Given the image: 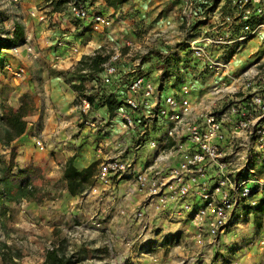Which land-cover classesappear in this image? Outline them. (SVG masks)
Masks as SVG:
<instances>
[{"label":"built area","instance_id":"built-area-1","mask_svg":"<svg viewBox=\"0 0 264 264\" xmlns=\"http://www.w3.org/2000/svg\"><path fill=\"white\" fill-rule=\"evenodd\" d=\"M65 1L69 31L77 37L71 43L69 33L61 31L49 42L54 64L60 59L54 47L78 53L84 34L111 24L104 0ZM29 14L48 18L36 9ZM180 15L184 53L176 63L165 64L164 57L143 62L126 58L120 48L82 57L88 63L97 54L105 59L75 104L81 116L77 125L94 141L91 152L97 163L87 191L98 206L81 228L106 230L109 212L99 206L104 199L117 200L120 180L129 179L131 193L143 197L134 214L142 231L159 234L174 226L184 241L192 242V255L213 256L222 253L237 219L248 209L264 207V0H183ZM21 49L31 59L41 57L29 36L7 51L14 57ZM246 49L248 60L237 67L238 54ZM153 63L158 65L154 79L143 70ZM162 69L169 78H181L177 88L167 91ZM5 70L15 80L27 75L26 65L17 61H7ZM101 125L110 127L108 132L99 130ZM32 139L39 151L46 150L39 134ZM149 206L159 220L151 229ZM258 235L256 247L264 264V225Z\"/></svg>","mask_w":264,"mask_h":264},{"label":"rangeland","instance_id":"rangeland-1","mask_svg":"<svg viewBox=\"0 0 264 264\" xmlns=\"http://www.w3.org/2000/svg\"><path fill=\"white\" fill-rule=\"evenodd\" d=\"M45 1L47 2L46 11L53 9L58 1H63L61 9L66 7L65 0H54L52 1L54 3ZM18 6L14 1L0 0V35L12 32L14 43L19 41L14 37L18 26L23 28L24 33V20L27 16L26 11H22ZM141 12L138 17L141 18L139 23H144L145 13L142 17ZM249 51L246 49L238 54L239 58L235 62L237 67L246 64ZM6 53L5 50L0 56V126L5 108L18 107L21 95L27 96L34 108L32 114L26 117L28 128L25 140L16 138L9 144L0 142V177L9 163L11 149L14 148L17 164L13 169L14 172L25 168L30 161H33L42 165L50 178L48 193L40 202L16 198L10 200L5 197L0 199V246L6 244L11 250L13 259L9 264H42L46 250L51 247H59L61 252L71 259V264H230L229 261L261 264V255L257 250L256 240L264 225V207L248 209L241 218L237 219L222 244V253L218 252L213 256L210 254L200 256L196 253L192 255V242L184 241L179 229L159 233L157 241L152 242L149 247L152 256L147 254L130 256L128 254L126 257L117 253L118 249L124 252L131 243L129 244L128 240L116 235L113 229H110L111 227L107 226L106 230L88 227L82 229V224L89 222L96 208L88 210L85 215L84 211L81 213V210H74L73 207L78 205L80 207L83 202L78 201V204L75 205L71 196L67 197L68 192L64 193L63 191L65 189L64 155H62L64 158L57 157L51 149L52 151H49L51 157L46 158L44 154L37 152L36 147L32 144L33 135L44 129L46 122H49L46 120L51 115L49 109L54 108L48 98L46 101L44 90L46 85L50 86L49 79L56 72L49 71L48 68L51 64L44 62L47 74H41L44 69L34 72V74L29 71L25 78L15 80L9 72L5 71V63L10 58V54ZM4 56L9 58L6 59ZM26 63L30 69V64ZM86 64L84 63L82 66L79 64L66 70L62 69L59 73L60 80L71 89L75 104L84 83H87L91 78ZM79 68H83L82 70L85 72H78ZM49 73L51 75H48ZM44 76L48 79H45ZM46 103H49V107ZM66 198L70 200L67 203L68 208L64 203ZM89 202L90 205L93 204V201ZM117 239L122 240L120 242ZM135 245L140 246L141 249L147 247L146 241L141 244L135 242ZM154 246L155 248L152 249L151 247ZM160 249H162L161 253ZM0 264H4L1 256Z\"/></svg>","mask_w":264,"mask_h":264},{"label":"crops","instance_id":"crops-1","mask_svg":"<svg viewBox=\"0 0 264 264\" xmlns=\"http://www.w3.org/2000/svg\"><path fill=\"white\" fill-rule=\"evenodd\" d=\"M47 1L52 2L54 0ZM15 5H19V9L27 13L24 20L25 27L23 37L29 36L41 57L38 59H31L22 49L19 54L14 57L7 51L8 49H2L0 56L1 54L3 55V52L6 50L7 53L10 54V58L7 56L4 57L6 59L9 58L12 62L17 61V63H24L27 68V75L29 71L34 74V72H39L41 69H44V71L41 72L42 75L47 74L44 62L51 64L48 68L49 71L53 70L56 72L54 76L49 79L50 86L46 85L44 90L46 93V101L48 98L49 103H51L52 107L55 109H49L51 115L46 120L49 122H46L44 129L37 133L46 144V150L39 151L37 147L35 149L37 152L42 153V155L44 154L46 158H49V156L51 157L49 151L52 149L57 157H63L62 155H64V162L69 157H74L80 167L86 166L94 160L93 152L91 151H93L92 148L95 143L94 141L91 143L90 137H86V128L81 129V127H78L77 123H79V119H81V116H79L80 113L75 107L71 89L68 88L66 83L60 80L59 73L62 69H70L79 64L82 66L84 63L89 64L87 60L82 59L84 54H91L92 51L102 49L104 52H110L115 48H120L122 54L126 58L142 60V62L149 58L164 57L163 62L165 64L169 62L176 63L178 57L184 53V50L180 49L182 46L181 42L185 39L182 37L183 34H180L181 28H184V19H182L180 15L183 0H104L106 14L109 15L111 19L110 26L103 31L84 34L81 37L84 42L79 45L78 53H73L70 49H58L59 46L54 47L58 52L60 51V59L56 61L55 64L52 62L53 48L49 47V42L55 39L61 31L69 33V36H66V38L71 43L74 42V37H77V35L69 31V29H71V23L68 20L69 16L67 10H65L66 7L64 9L60 7L58 10H53L51 8L49 11H46L47 2L45 0H16ZM32 9H36L39 16L40 14H45L48 18L41 20L38 16L31 17L29 13ZM140 11H142V17L145 13L143 18L144 23H139L141 20V18H138L140 16ZM50 16L54 17V19L49 18ZM53 20L55 22H53ZM26 62L30 64V69ZM157 67L158 65L156 63H153L152 66H146L145 64L143 70L148 73L149 77L154 79L158 77V73L156 72ZM80 71L85 72V70L82 69L78 70V72ZM48 75L51 74L49 73ZM44 78L48 79L46 76H44ZM160 78L166 79V82L170 85L167 91L177 88L181 80L180 77L177 80L169 78L165 69H162ZM49 103H46L48 107ZM27 128L26 131L18 137L20 140H25ZM109 128L110 127L106 125H101L99 130H107L108 132ZM99 130L98 135L100 136L102 134H100ZM112 131H114V129ZM102 137L105 138V135H102ZM32 144L35 147L34 141ZM109 146H111V144H109ZM87 148L90 150H87ZM133 186L132 180H120L117 191L118 199L109 202L104 199L99 206L102 211L106 210L109 212V219L104 223V226L111 227L110 229H113L116 235L121 236V238L123 237V239L128 240L129 244L131 243L133 245L130 244L125 251L123 250L124 252L118 249L119 252L117 253L125 257L128 254L134 256L135 254H144V251L149 252L150 245L152 242H156L159 236L157 231H152L151 233L150 231L148 232V230L142 231L143 225L141 220L135 218L134 214L136 210L139 209V204L142 202L143 197L140 194L131 193ZM63 191L65 193L66 189ZM88 191L86 192L88 193L87 195L71 196L67 194V197L71 196L72 200H74L75 205L78 204V201L83 202L80 207L78 205L77 207H73V209L81 210V213L84 211V215L88 213V210H93L98 206L97 200L94 198L95 195ZM68 201H70L68 198L64 200L66 207L68 206ZM89 201H93V204L90 205ZM148 213L150 217L148 218L149 222L147 225L148 228H152L153 225L159 222L156 218L157 212L153 206H149ZM173 228L174 226L170 225L166 230H172ZM148 235L154 237V240H150L149 242L146 241V249H141L140 246L138 247L139 244L135 245V242L140 244L143 243V237L145 239ZM117 240L120 241L122 239ZM151 248L154 249L155 246ZM161 251L162 249H160V253ZM155 255L158 257L157 254Z\"/></svg>","mask_w":264,"mask_h":264},{"label":"trees","instance_id":"trees-1","mask_svg":"<svg viewBox=\"0 0 264 264\" xmlns=\"http://www.w3.org/2000/svg\"><path fill=\"white\" fill-rule=\"evenodd\" d=\"M63 1L55 3L53 10H58ZM14 37L18 42H13L14 38H3L0 36V51L3 48H9L12 45L20 44L23 41V28L18 26ZM105 58L100 54L94 56L89 64V74L100 69V64ZM83 68H79L81 70ZM109 109L113 110L114 102L109 101ZM33 104L27 99V96H20V104L16 108H5L1 116L0 142L9 144L21 136L27 128L26 117L33 112ZM12 154L6 169L0 177V199H24L26 201L40 202L48 193L50 178L44 171V167L30 161L25 168L14 172L17 166L15 161L16 151L11 149ZM97 163L91 162L86 166L80 167L74 157H69L63 164V180L65 189L71 196L83 195L91 186L93 176L96 172ZM0 256L4 264H9L13 256L11 250L6 244L0 246ZM42 264H71V259L61 252L59 247H52L46 250L45 259Z\"/></svg>","mask_w":264,"mask_h":264}]
</instances>
